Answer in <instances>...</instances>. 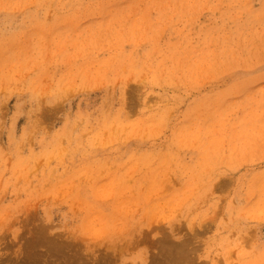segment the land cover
Returning <instances> with one entry per match:
<instances>
[{"label":"rangeland","instance_id":"obj_1","mask_svg":"<svg viewBox=\"0 0 264 264\" xmlns=\"http://www.w3.org/2000/svg\"><path fill=\"white\" fill-rule=\"evenodd\" d=\"M36 263L264 264V0H0V264Z\"/></svg>","mask_w":264,"mask_h":264},{"label":"bare ground","instance_id":"obj_2","mask_svg":"<svg viewBox=\"0 0 264 264\" xmlns=\"http://www.w3.org/2000/svg\"><path fill=\"white\" fill-rule=\"evenodd\" d=\"M26 253V252H25ZM35 261V260H34ZM38 261H39V259H38ZM32 262V261H31ZM40 263V262H39ZM37 264V263H36Z\"/></svg>","mask_w":264,"mask_h":264}]
</instances>
